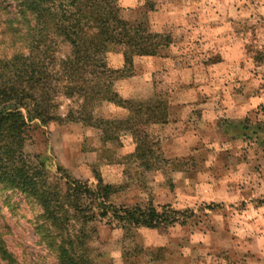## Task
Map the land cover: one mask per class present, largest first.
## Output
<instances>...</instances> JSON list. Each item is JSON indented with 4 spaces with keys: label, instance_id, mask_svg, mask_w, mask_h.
Instances as JSON below:
<instances>
[{
    "label": "rangeland",
    "instance_id": "obj_1",
    "mask_svg": "<svg viewBox=\"0 0 264 264\" xmlns=\"http://www.w3.org/2000/svg\"><path fill=\"white\" fill-rule=\"evenodd\" d=\"M227 3L118 0L121 18L144 24L168 44L154 55L133 57L127 76L115 82L120 98L132 104L103 103L94 114L124 121L140 109L135 129L148 135L146 144L125 129L105 141L96 125L30 123L26 151L41 156L51 177L90 186L99 178L114 187L113 205L168 207L175 220L128 233L107 220L96 223L89 241L95 264H264V3L243 0L242 10ZM10 5L0 0L11 12ZM224 33L236 42L212 41ZM229 43L245 46L247 55L235 47L228 57L221 50ZM69 52L57 42V57ZM106 58L112 70L123 68L121 47H111ZM219 60H229V71ZM244 65L250 67L242 70ZM66 104L59 114H66ZM180 106L191 107L182 129H161ZM158 118L165 122L152 123ZM136 148L146 152L143 160ZM141 162L149 170L138 167ZM41 212L34 199L0 185V247L11 253L12 264H57L34 230ZM0 264L9 263L0 256Z\"/></svg>",
    "mask_w": 264,
    "mask_h": 264
},
{
    "label": "trees",
    "instance_id": "obj_2",
    "mask_svg": "<svg viewBox=\"0 0 264 264\" xmlns=\"http://www.w3.org/2000/svg\"><path fill=\"white\" fill-rule=\"evenodd\" d=\"M11 12L0 6V185L34 199L42 212L34 230L40 242L55 256L57 264H95L89 241L95 225L107 224L128 233L133 229H155L174 224L168 207L152 205L115 206L109 202L114 187L99 178L95 185L59 174L49 175L38 154L26 151L32 131L30 123L54 121L83 123L100 128L105 141L116 140L125 129L138 135L139 110L126 120L95 117L103 103L119 106L124 101L114 89L119 77L132 68L133 57L150 56L168 44V38L153 34L144 24L130 23L120 16L118 0H9ZM152 8V7H151ZM69 46L64 58L56 56L57 42ZM111 47L123 49L124 66L107 65ZM65 101L66 114L58 113ZM75 105V106H74ZM129 106V111H130ZM164 123L158 118L152 123ZM146 144V143H145ZM135 156L143 160L139 148ZM138 167H145L141 162ZM9 264L13 256L0 247Z\"/></svg>",
    "mask_w": 264,
    "mask_h": 264
},
{
    "label": "crops",
    "instance_id": "obj_3",
    "mask_svg": "<svg viewBox=\"0 0 264 264\" xmlns=\"http://www.w3.org/2000/svg\"><path fill=\"white\" fill-rule=\"evenodd\" d=\"M223 1H225V2L227 1L228 2L227 6L229 8H233L234 10H237L239 8H240L239 10H242L243 6H244V4L240 3V1L243 2V0H221V3ZM263 3H264V0H263ZM227 23L230 24L231 22L229 21ZM207 25L208 26H210V25L211 26H215V23L214 22H208ZM232 39H233V41H232ZM212 41L220 43V44H221L222 41H225V42H227V41L236 42V36H233L230 33L215 34V35H213ZM232 45H233V43H229L227 45V47L222 49L221 51L227 50L226 55L228 56L229 54L234 52V50L236 49L235 47H239V46H233L232 47ZM240 47L238 48V51L241 53L240 55L244 54L246 56L247 55V51L245 49V46H242L241 48ZM221 61H223V60H221ZM221 61L219 60V62L217 63V65H219L220 69L223 70V71H229V69L232 67V65L229 64V60H225L223 62H221ZM248 67H250V66L244 65L241 68H242V70H247ZM245 101H247V102H244V105L247 106L248 105V100L246 99ZM205 102L206 103L203 104V105L204 106H208L209 101H205ZM249 105H250V101H249ZM189 109H191V107H189V106H187V107L186 106L185 107L184 106L177 107L176 110H175L176 114L174 115L173 120L169 119L167 124H164L163 126H160V127H162L161 129L166 130L168 133H170V132L176 133V131H178V129H182L181 126L186 122V120H189V118L191 116V112L190 111L187 113V111ZM182 110H184L186 114H184L182 112ZM247 111H248V109L246 108L244 113L246 114Z\"/></svg>",
    "mask_w": 264,
    "mask_h": 264
}]
</instances>
